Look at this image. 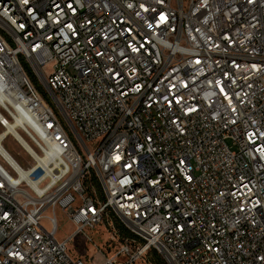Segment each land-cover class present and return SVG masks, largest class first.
<instances>
[{
  "label": "built area",
  "instance_id": "2783aa9c",
  "mask_svg": "<svg viewBox=\"0 0 264 264\" xmlns=\"http://www.w3.org/2000/svg\"><path fill=\"white\" fill-rule=\"evenodd\" d=\"M0 126V264H264V0H0Z\"/></svg>",
  "mask_w": 264,
  "mask_h": 264
},
{
  "label": "rangeland",
  "instance_id": "374dc122",
  "mask_svg": "<svg viewBox=\"0 0 264 264\" xmlns=\"http://www.w3.org/2000/svg\"><path fill=\"white\" fill-rule=\"evenodd\" d=\"M52 64L50 63L47 68L52 69ZM3 128L0 126V131H2ZM5 146L8 148V150L25 166L29 164V156L26 154L24 149L19 145V143L11 136L8 135L4 140ZM59 218H60V228H59V237L64 238L68 234L72 233L73 227L65 217V214L61 209L57 210ZM109 220L111 222H114L115 219L113 217H109ZM111 230V231H110ZM112 229L110 226H108L107 222H103L102 224H99L95 229L90 231V234L93 237L94 243H88L87 240L84 239L82 235H77L74 237V239L70 242V252L73 255H79L82 257H90L92 258L93 264H100L104 257L102 255H99L97 253V246H102L105 248V251L108 255L113 254L116 252L117 248L116 246L112 245L111 249L104 247L105 242L108 240L106 238L107 234H111Z\"/></svg>",
  "mask_w": 264,
  "mask_h": 264
},
{
  "label": "trees",
  "instance_id": "16d2710c",
  "mask_svg": "<svg viewBox=\"0 0 264 264\" xmlns=\"http://www.w3.org/2000/svg\"><path fill=\"white\" fill-rule=\"evenodd\" d=\"M116 225L120 228L123 234H129L128 229L124 226V224L116 217ZM151 260L154 264H167L165 260L158 254L156 250H152Z\"/></svg>",
  "mask_w": 264,
  "mask_h": 264
},
{
  "label": "bare ground",
  "instance_id": "6f19581e",
  "mask_svg": "<svg viewBox=\"0 0 264 264\" xmlns=\"http://www.w3.org/2000/svg\"><path fill=\"white\" fill-rule=\"evenodd\" d=\"M106 238H109V234L106 235Z\"/></svg>",
  "mask_w": 264,
  "mask_h": 264
}]
</instances>
